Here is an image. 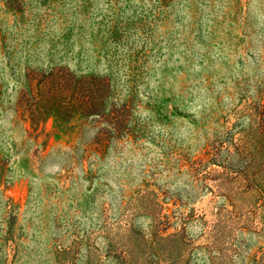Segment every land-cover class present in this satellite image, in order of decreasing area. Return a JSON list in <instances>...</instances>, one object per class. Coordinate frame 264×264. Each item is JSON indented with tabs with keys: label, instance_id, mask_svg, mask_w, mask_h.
<instances>
[{
	"label": "rangeland",
	"instance_id": "1",
	"mask_svg": "<svg viewBox=\"0 0 264 264\" xmlns=\"http://www.w3.org/2000/svg\"><path fill=\"white\" fill-rule=\"evenodd\" d=\"M0 264H264V0H0Z\"/></svg>",
	"mask_w": 264,
	"mask_h": 264
}]
</instances>
